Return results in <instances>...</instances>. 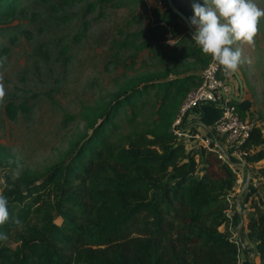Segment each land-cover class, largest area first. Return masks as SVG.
<instances>
[{"label":"trees","instance_id":"obj_1","mask_svg":"<svg viewBox=\"0 0 264 264\" xmlns=\"http://www.w3.org/2000/svg\"><path fill=\"white\" fill-rule=\"evenodd\" d=\"M22 1L0 0V17L14 14ZM263 25L261 17L257 30ZM186 32L192 36L189 29ZM186 46V56L202 54L195 42ZM176 49L174 45L171 52ZM262 70L264 86V64ZM196 75L188 71L131 84L100 110L89 123L91 132L67 158L47 167L41 180L28 174L6 178L1 191L8 198L9 220L0 225V235L6 237L0 239V264H165L145 242L126 238L129 224L142 213L147 216L144 225L150 223L159 234L168 214L182 213L187 220L185 238L206 252L205 264H237V243L230 238L227 215L237 174L218 151L190 154L173 128L182 99L200 81ZM24 105L8 104L6 112L14 118L19 108L26 110ZM185 120L186 115L178 129ZM256 147L262 149L251 155ZM239 148L251 162L264 159L263 127L253 124ZM8 155L0 145V163ZM260 184L264 201V181ZM251 208L245 234L259 264H264V203L252 198ZM173 261L186 264L177 254Z\"/></svg>","mask_w":264,"mask_h":264},{"label":"rangeland","instance_id":"obj_2","mask_svg":"<svg viewBox=\"0 0 264 264\" xmlns=\"http://www.w3.org/2000/svg\"><path fill=\"white\" fill-rule=\"evenodd\" d=\"M173 2L191 16L192 4H203V0ZM253 2L264 9V0ZM167 7V0H23L14 14L0 17V85L4 90L0 145L9 150L5 163H0V191L6 178L28 174L41 180L47 167L67 158L91 132L89 123L100 110L131 84L165 80L188 71L201 79L210 56L183 54L186 45L195 41ZM174 45L177 49L171 52ZM231 47L241 51L238 73L252 97L253 109L243 117L264 131V86L259 75L264 64V25L252 44L237 41ZM225 74L221 69L218 72L221 79ZM154 91L150 90L149 97ZM8 104H25L26 110L19 108L11 118L6 112ZM178 115L179 109L176 119ZM261 149L256 147L250 154ZM247 162V182V174L231 163L237 173L235 191L228 195L232 240L238 238L236 229L242 224L239 211L246 224L251 199L264 203L260 192L264 159ZM146 220L144 213L138 215L129 224L126 238L145 242L165 264L174 263V254L186 264H205L206 252L185 238L187 220L182 213L168 214L160 234L152 231L150 223L144 225ZM242 244L248 260L250 248L247 242Z\"/></svg>","mask_w":264,"mask_h":264},{"label":"clouds","instance_id":"obj_3","mask_svg":"<svg viewBox=\"0 0 264 264\" xmlns=\"http://www.w3.org/2000/svg\"><path fill=\"white\" fill-rule=\"evenodd\" d=\"M193 16L188 24L195 29L192 39L201 53L210 56L216 66L225 73L234 72L241 63V51L231 47L235 42L253 43L259 19L264 17L253 0H203L193 3ZM223 21V22H222ZM4 90L0 85V98ZM9 220L8 198L0 191V225ZM13 223L22 228L21 221ZM0 235V239H5Z\"/></svg>","mask_w":264,"mask_h":264},{"label":"built area","instance_id":"obj_4","mask_svg":"<svg viewBox=\"0 0 264 264\" xmlns=\"http://www.w3.org/2000/svg\"><path fill=\"white\" fill-rule=\"evenodd\" d=\"M219 70L220 69L212 59L202 70L200 82L186 93L180 103L179 115L175 120L176 123H174V131L180 135L177 125L190 111L199 108L205 103L219 104L222 108V112L214 123V137H221L228 143L239 148V145L249 137L253 123L240 115L237 103L231 96L232 87L228 82L218 76ZM200 141L205 143L207 149L218 151L220 157L228 161L231 165V160L226 155L222 154L218 148L212 147V145L209 146L210 140L200 139ZM239 150L242 154H246V152L240 148ZM227 215L232 223L233 219L228 211ZM235 240L237 243V251H239L238 241L237 239ZM239 256L237 264H239Z\"/></svg>","mask_w":264,"mask_h":264},{"label":"crops","instance_id":"obj_5","mask_svg":"<svg viewBox=\"0 0 264 264\" xmlns=\"http://www.w3.org/2000/svg\"><path fill=\"white\" fill-rule=\"evenodd\" d=\"M238 71L239 69L237 68V72ZM231 73L230 72L226 73L223 80L228 82L230 85L231 83H234L235 86L232 91L233 94L238 97L240 94V90L236 80H234L235 78L233 77L234 75H232ZM235 101L237 103V107L239 108V110L244 112L245 114H248L250 111H252L253 109L252 97L248 94L246 88H244V92L241 99ZM221 112H222V108L219 104H211V103H205L201 105L199 108L190 111L189 113L186 114L184 127L179 129L180 135L183 138V141L186 144L187 151L190 154L202 149H207L205 143L200 141V139L202 140L208 139L210 140L209 146L212 145V147L218 148V150L222 154L226 155L231 160V163L235 167H237L239 172L243 171L245 172V174H247L250 171V164L247 162L248 154H242L238 147L228 143L223 138L214 137V130H213L214 123L220 117ZM248 177L249 176L247 174L246 182ZM239 217H240V222H242V224L241 225L239 224V226L236 229L237 230L236 234L238 236V238L236 239L238 240V242L241 243V247L243 251L242 255L239 256V264H259L260 259L255 250V246L251 241H249V239L246 237V234H244V231L246 233V224L243 223L244 219L242 218V214L240 211H239ZM242 241L247 242V245L250 248L247 251V256L249 254L251 256L248 257L249 258L248 260H246L245 258L244 252L246 250V247L242 244Z\"/></svg>","mask_w":264,"mask_h":264},{"label":"water","instance_id":"obj_6","mask_svg":"<svg viewBox=\"0 0 264 264\" xmlns=\"http://www.w3.org/2000/svg\"><path fill=\"white\" fill-rule=\"evenodd\" d=\"M167 6L168 8L174 13L176 14L183 22L184 24L186 25V27L189 29V31L191 33H194L195 32V29L193 27H190L189 24H188V17L187 15L182 12L173 2V0H167ZM232 74L234 75L235 79H236V82L238 84V87H239V90H240V94L239 96H235L233 94V91H232V98L234 100H240L242 95H243V92H244V84H243V80L242 78L240 77L239 73L236 71L232 72ZM234 83H231V87H232V90L234 89Z\"/></svg>","mask_w":264,"mask_h":264}]
</instances>
